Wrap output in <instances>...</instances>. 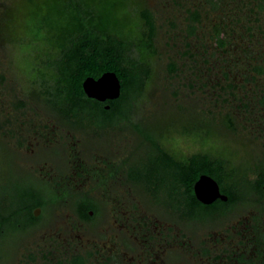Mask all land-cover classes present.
Here are the masks:
<instances>
[{
  "label": "rangeland",
  "instance_id": "rangeland-1",
  "mask_svg": "<svg viewBox=\"0 0 264 264\" xmlns=\"http://www.w3.org/2000/svg\"><path fill=\"white\" fill-rule=\"evenodd\" d=\"M63 1L0 0L1 213L17 207L23 191L45 192L46 187L35 180L29 171L35 175L54 167L64 160L63 148L69 145L75 147L77 155L86 164L104 158L130 166L145 161L146 153L151 148L150 140H153L178 160L192 154H205L211 160L219 159L220 173L226 183L239 179L243 172L245 179L252 180L251 164L264 157L257 143L259 139L246 138L247 130L252 128L248 129L245 114L233 106L234 101L223 100L230 98L227 96L228 90H224L225 94L214 83L224 86L227 82L247 81L246 65L248 68L259 62L261 54L264 55V41L257 39L258 43L246 44L249 51L241 55L238 46L242 40L235 38V34L227 35L231 31L221 27L225 33L219 37L224 39L229 51L220 53L210 35L213 24L234 14L226 0H215L213 7L209 6L207 0H81L86 3H81L82 7H88L94 19L108 24L109 28L129 39L127 54L135 59L139 57L133 47L135 40L131 39L138 35L140 21L136 9L145 8L150 12L155 27V51L146 57V66L140 67L141 77L145 71L147 77L129 106H122L125 116L119 121L116 118L113 124L94 128L93 134L90 133L93 129L91 123H87L89 127L82 125L76 128L59 124L58 129L62 133L58 143L34 138L33 133L40 124L48 125L56 119L54 112L37 94L39 86L33 81L38 80L41 73L45 74L43 63L53 59L59 36L70 27L69 19L73 13L63 8H68ZM237 7L239 9L236 11L243 13V7ZM187 10L200 15L197 24L192 22L198 28L190 37L185 34ZM261 36L258 35L259 38ZM256 49L259 50L256 54L258 57L251 53ZM170 62L175 65L173 71L168 69ZM54 151L60 155L55 156ZM39 165H42L41 169H38ZM241 180L240 177L238 182ZM91 187V184L85 186L84 190ZM93 189L92 195L101 199L95 204L106 216L111 210L118 209L121 221L122 210H135L134 213L144 210L157 219L174 221L162 211L160 203L149 200L139 185L127 184L124 177L108 188L112 200H103L100 197L101 189ZM120 196L121 199L116 201ZM132 197L134 200H131ZM248 207L241 203L235 205L232 214L219 217L218 222L222 220L221 223L213 221L183 225V222L177 221V224L193 238L199 236L202 230L231 222ZM48 209L58 218V215L63 216V212L73 210V206L71 202H66L62 205L50 204ZM106 216L103 224L112 225ZM194 229L198 231L197 235L191 233ZM88 232L85 234L92 235L95 230L89 228ZM29 240V236L21 238V232L17 230L5 229L0 233V264H14L18 247Z\"/></svg>",
  "mask_w": 264,
  "mask_h": 264
},
{
  "label": "flooded vegetation",
  "instance_id": "flooded-vegetation-1",
  "mask_svg": "<svg viewBox=\"0 0 264 264\" xmlns=\"http://www.w3.org/2000/svg\"><path fill=\"white\" fill-rule=\"evenodd\" d=\"M207 2L209 6H215V0ZM226 4L234 11L231 15L233 17L226 16L225 19L213 24L210 38L216 41L220 53H228L224 39L219 37L225 33L223 28L227 27L231 31V34L226 33L227 35L235 34V38L242 40L238 50L244 55L249 51L246 44L253 45L254 41L258 43L257 39L264 41V17H261V14H264V0H228V3L226 0ZM237 6L243 7V13L236 11L239 9ZM186 12L188 17L185 18V34L190 37L198 28L192 22L197 24L200 15L189 10ZM252 15L258 17L254 18ZM249 24L256 27L251 25L249 28ZM251 53L258 57L256 54L259 50H252ZM258 61L253 66H248L250 72L246 65L247 81L227 82L224 86L216 82L214 85L223 92L228 90L227 96L230 98L223 100L234 101L233 106L245 114L247 127L252 128L247 130L246 138H253L256 141L259 139L257 142L259 149L264 153L263 54ZM257 79L261 81H256ZM107 100L111 99L99 102L104 103ZM53 115L56 118L55 122L60 123L40 124L39 129L33 133L34 138H41L47 143L60 142L62 130L58 129L59 124L76 128L82 125L89 127L87 123H91L92 134L94 128L100 129L109 125L95 126L89 122L93 121L91 117L77 121L72 115L60 116L57 113ZM154 142L156 149L153 147V152L157 150L165 159L170 157L181 164L174 166L172 162L165 161L163 166H167V173L164 174L156 172L153 168L149 174H145L150 179L149 186L140 182L138 180L140 177L136 179V171L134 178L130 177L129 169L134 168L136 163L125 166V163L102 158L93 164H86L81 161L73 145L63 148L64 160L54 167L43 169V172H36L35 175L29 171L35 180L46 187L45 192L23 191L19 195L21 202L17 207L4 210L5 214L0 212V233L10 229L20 231L21 238L30 237L29 241L18 247L19 253L14 264H264V209H261L264 206V157L251 164L252 180L245 179L243 172L240 182H238L240 177L230 183L223 180L221 186L211 176L205 173L197 174L191 182V191L198 204L190 205L188 194L184 192V185L193 175V171L188 168V160L199 154L178 160L163 150L156 141ZM254 147L257 148L256 145ZM53 154L60 155L55 151ZM159 164L161 163L152 165L155 167ZM41 168L42 165H39L38 169ZM121 175L127 184L139 185L149 200L160 203L162 211L174 220L173 223L157 219L144 210H136V213L135 210L132 212L122 210L121 221L118 209L111 210L107 216L106 213L99 211L95 203L101 199H96L92 195L93 188L101 189L100 197L103 200L105 198L108 201L112 200V196L108 195V188L117 180H121L123 178ZM200 175L212 178L218 186L219 194L225 199L221 200L218 197L208 204L200 202L193 193V185ZM90 184L91 189L84 190V187ZM133 198L131 200H134ZM120 199L121 196L116 201ZM66 202H71L73 210L63 212V216L58 215V218L48 209L50 204L62 205ZM240 203L249 206L244 213L227 224H217L218 226L207 231L202 230L198 233L194 229L191 233L195 232L196 235L198 233L197 237L192 238L184 227L177 224V221L183 222V225L218 222L219 217L224 218L226 213L232 214L235 205ZM105 216L108 218L107 221L111 220L112 225L103 224ZM124 219L125 221H122ZM89 228L95 230L92 235L85 234L89 233ZM201 233L203 235H200Z\"/></svg>",
  "mask_w": 264,
  "mask_h": 264
},
{
  "label": "trees",
  "instance_id": "trees-1",
  "mask_svg": "<svg viewBox=\"0 0 264 264\" xmlns=\"http://www.w3.org/2000/svg\"><path fill=\"white\" fill-rule=\"evenodd\" d=\"M63 2L65 6H68L63 8L70 9L73 13L72 18L69 19L70 27L59 36L60 41L55 47L53 59L43 63L46 72L42 71L45 74L41 73L38 80L33 81L39 86L37 94L52 112L60 116L72 115L77 121L91 117L93 121L89 122L95 126L113 124L125 116L122 106L124 104L129 106L130 100L147 77L146 71L141 77L142 68L140 67L146 66V57L155 51L153 45L155 27L152 16L145 8L136 9L140 23L139 27L137 26L138 35L131 39L135 40L132 44L139 57L135 59L128 57L127 54L130 48L127 41L129 39L109 28L108 24L94 19L91 10L88 7L86 9L82 7L81 0H64ZM83 4L86 5V3ZM168 69L171 71L175 69L173 62H170ZM105 71H112L117 76L118 96L104 103L87 98L82 91L81 82L88 76L97 78ZM114 119L116 121H113ZM150 141L151 150L146 153L145 161L129 169L130 177L134 178L136 171V179L140 177L138 180L148 184L147 186L150 179L145 174H149L153 168L156 172L164 174L167 173V166H163L165 161L172 162L174 166L181 164L170 157L165 159L157 150L153 152L156 143L153 140ZM154 163L161 164L154 167L152 165ZM188 168L193 171V175L184 185V192L188 194L190 205L198 204L191 191V182L197 174L205 173L222 186L223 177L220 173L219 159L211 160L205 154L194 155L188 160Z\"/></svg>",
  "mask_w": 264,
  "mask_h": 264
},
{
  "label": "water",
  "instance_id": "water-1",
  "mask_svg": "<svg viewBox=\"0 0 264 264\" xmlns=\"http://www.w3.org/2000/svg\"><path fill=\"white\" fill-rule=\"evenodd\" d=\"M85 95L98 101L114 99L119 94V81L112 71H105L97 78L85 77L81 82ZM195 197L202 203L208 204L215 198L224 200L219 194L216 182L207 175H200L193 185Z\"/></svg>",
  "mask_w": 264,
  "mask_h": 264
}]
</instances>
